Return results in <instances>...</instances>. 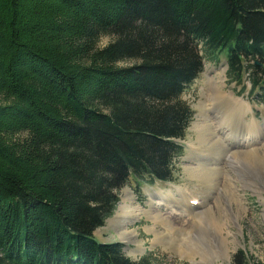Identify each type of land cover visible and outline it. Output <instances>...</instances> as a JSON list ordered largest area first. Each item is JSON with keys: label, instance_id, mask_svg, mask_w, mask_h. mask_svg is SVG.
<instances>
[{"label": "trees", "instance_id": "16d2710c", "mask_svg": "<svg viewBox=\"0 0 264 264\" xmlns=\"http://www.w3.org/2000/svg\"><path fill=\"white\" fill-rule=\"evenodd\" d=\"M223 52L264 91V0H0V264H150L94 231L130 175L173 180Z\"/></svg>", "mask_w": 264, "mask_h": 264}, {"label": "rangeland", "instance_id": "374dc122", "mask_svg": "<svg viewBox=\"0 0 264 264\" xmlns=\"http://www.w3.org/2000/svg\"><path fill=\"white\" fill-rule=\"evenodd\" d=\"M110 40L111 37L103 36L99 44L103 46ZM204 58L202 72L181 94V98L190 105L194 114L185 137L179 141L183 146V153L174 160L173 180L159 181L130 175L127 182L118 190V201L128 190L132 196L130 203L141 206L138 210L140 214L127 224V230L135 235L120 237L119 230L109 223L108 219L113 216L117 204L103 225L95 229L94 235L103 242H121L125 255L133 260H138L144 255L150 256V264H232V257L238 250L246 254V264H264V182L258 179L262 176H256L257 170L247 169L249 166H245L246 170L243 169L238 159L229 163L218 155L215 160L198 161L195 154L199 153L188 148L189 144L197 146L199 150L209 151L213 144V141L205 143L199 138L203 130L197 125L205 122L208 128V124L213 123L209 120L210 116L203 114L202 111L206 102L204 98V93L207 92L206 78L213 69L225 68L223 90L248 103L249 109L243 117L248 124L254 121L255 129L264 127V91L258 88L251 89L248 72L244 74L243 85L230 82L226 74L225 52L219 55L217 62L207 56ZM122 64H129V61ZM208 133L213 139H220L216 132L208 130ZM251 136V144L230 149L245 151L251 147L259 149L264 154V129L257 134L252 133ZM205 163L208 165L206 167L215 169L212 172L209 170L207 176L206 169L205 172L203 167L197 169ZM227 181L231 182L230 189L235 193V202L230 204L231 206L224 192ZM185 193L186 198L195 202L199 200L201 203L195 205L192 203L194 206L188 204L187 207L183 197ZM161 194L164 195L163 200L167 201L160 207L154 202L158 201ZM195 210L197 216L192 213ZM153 212L157 213L156 218L153 217ZM211 214L220 216L227 223L223 226L222 233L226 235L228 232L226 246L229 248V257L224 255L202 259L200 256L203 250H220L223 247L221 239L215 237L216 231L211 221L209 222Z\"/></svg>", "mask_w": 264, "mask_h": 264}, {"label": "bare ground", "instance_id": "6f19581e", "mask_svg": "<svg viewBox=\"0 0 264 264\" xmlns=\"http://www.w3.org/2000/svg\"><path fill=\"white\" fill-rule=\"evenodd\" d=\"M224 73H225V68L220 67L218 69H213L212 72L209 73V75H207V78H206V83H207V89L206 90H207V92L204 93V98H206V102H205L204 106L202 105L203 106L202 111H203V114H208L210 116L209 120H212L213 123L210 122V124H208L209 129L207 128V125L205 122L197 124V125L201 126L200 130H203L202 133L199 134V138L202 139L205 143L213 141V144L210 147L211 151L210 150L205 151L202 149L199 150V148L197 146L189 145L187 143L188 148H190L194 152L196 151L199 153V154H195L196 159L198 161H207L210 159L215 160L218 158V155H220L219 157H223L225 159V161H228L229 163H232V161L234 162V160L238 159V161L242 164L243 169L245 168V166L246 167L249 166L247 169H249V170L252 169L254 171L257 170V174H255V175L256 176L257 175L262 176V178H258V179L264 182V154L261 151H259V149H256V148L252 149L251 147H250V149L245 150V151H238V150L230 149L232 147H239L240 145L245 146V145L251 144V141H252L251 134L252 133L257 134L260 130L264 129V127L262 129L261 128L255 129L254 121H252L251 124L246 123L247 121L244 120V117L246 116V112L249 109V105H248V103L242 101L241 99H239L237 97L232 96L231 94H229L223 90L224 81H225V74ZM253 129H255V131H252ZM208 130H210V132L211 131L216 132V134L219 135L220 139H217V138H216L217 140L213 139L209 135ZM214 154H216V156ZM195 162H197V161H195ZM206 166H208V165L205 163V165L203 164L200 167H198L197 169H200L201 167H203V171H204V169H206L205 170L206 171L205 176H207L206 174L209 175V172H208L209 170L211 172L215 171L214 167L208 168ZM245 170H246V168H245ZM210 174H212V173H210ZM214 175H213V177H214ZM210 176H208V177H210ZM210 179H211V177H210ZM230 184H231V182L227 181V183L225 184V188H224L225 191L223 189V191L226 192V194L228 196L227 199L229 202V206H231L232 203L235 202L234 201L235 200L234 199L235 193H234L233 189H230V187L232 188V186H231L232 184L231 185ZM183 195H184L183 197L186 200L187 207H189L188 204L189 205H193V204L195 205L196 203H198V204L201 203L199 200H197L195 202V201L190 200L189 198H186V193ZM163 196H164L163 194L159 195V197L157 195L158 201L154 202V203H156V205H159L160 207L165 205L167 200L164 201ZM130 200H132V196L130 195V191L128 192V190H127L126 195L120 196V199L117 203V207L115 209L113 216L108 219L111 226H113L114 228L119 230V236L120 237H122V236L126 237L127 235H131V236L135 235V234H132L131 231L127 230V224L132 222L136 218V216L138 214H140L138 210L141 209V206L132 205L130 203ZM171 207L172 206H170V208ZM154 208H155V206H154ZM155 211H157V210H155ZM192 213H194V215H195L196 210H195V212H192ZM153 214H154L153 217H155V218L158 216L157 213H155V212H153ZM197 214L195 216H197ZM160 217H161V215H160ZM209 218H210L209 222L211 221V225H212L213 229L216 231L215 237L218 236L221 239L220 242L223 244V247L220 250L206 249V250L201 251L200 252L201 258L206 259L208 257L209 258L210 257H220V256H224V255L226 257H229V255H230L229 254V248H228V246H226V243L228 241L227 240L228 238L226 235H228V232H226V235L222 233V228L227 223L224 222L222 220V218L220 216L218 217L217 215H212Z\"/></svg>", "mask_w": 264, "mask_h": 264}]
</instances>
